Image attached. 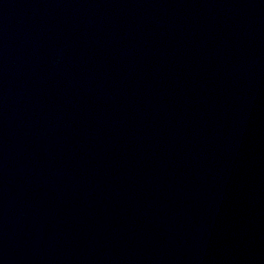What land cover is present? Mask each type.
<instances>
[{
    "label": "water",
    "instance_id": "95a60500",
    "mask_svg": "<svg viewBox=\"0 0 264 264\" xmlns=\"http://www.w3.org/2000/svg\"><path fill=\"white\" fill-rule=\"evenodd\" d=\"M0 264H264V0H0Z\"/></svg>",
    "mask_w": 264,
    "mask_h": 264
}]
</instances>
